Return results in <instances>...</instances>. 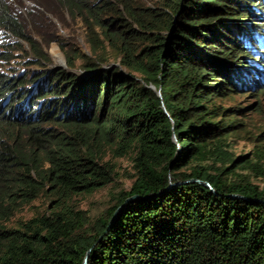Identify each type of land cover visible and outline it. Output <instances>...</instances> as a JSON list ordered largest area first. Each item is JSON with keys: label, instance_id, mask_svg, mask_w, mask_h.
<instances>
[{"label": "trees", "instance_id": "16d2710c", "mask_svg": "<svg viewBox=\"0 0 264 264\" xmlns=\"http://www.w3.org/2000/svg\"><path fill=\"white\" fill-rule=\"evenodd\" d=\"M55 1L80 19L88 52L34 37L0 0V27L31 61L52 40L66 60L28 76L0 69V264H82L87 250V264H264L263 156L229 148L244 107L227 102L264 83V0ZM105 147L130 155L134 177L90 220L70 200L113 180ZM189 178L214 191L169 186ZM40 193L49 208L6 226Z\"/></svg>", "mask_w": 264, "mask_h": 264}, {"label": "rangeland", "instance_id": "374dc122", "mask_svg": "<svg viewBox=\"0 0 264 264\" xmlns=\"http://www.w3.org/2000/svg\"><path fill=\"white\" fill-rule=\"evenodd\" d=\"M151 4L153 0H140ZM10 7L21 15L28 25L30 33L37 37L52 32L64 36L67 47H78L84 52H88L84 26L80 19L70 15L60 7L55 0H9ZM31 48L27 41L11 35L4 28L0 27V69L12 73H22L28 76V72L38 69L40 66L66 67L65 55L58 40H52L46 44L48 59L42 62L31 61L33 57ZM7 55V56H6ZM104 61L103 66L113 64L116 60L112 54ZM81 60H76V67L72 71L79 75L84 73L80 67ZM154 86V84H150ZM261 87L248 88L235 93L232 99L227 102L244 107L237 110L236 117L240 124L238 130L228 137L229 148L235 154L245 153L246 157L262 155L264 162V83ZM151 86V87H152ZM102 160L113 163L115 173L113 180L108 184L90 192L74 194L70 202L85 211L90 220L101 214L111 203V195L120 188H128L132 179L134 168L130 155H114L109 147H105L101 153ZM252 180L262 183L259 176ZM52 197L46 193H40L36 197L20 202L17 209L8 220H4L6 226L16 227L26 218L45 211L52 204Z\"/></svg>", "mask_w": 264, "mask_h": 264}, {"label": "water", "instance_id": "95a60500", "mask_svg": "<svg viewBox=\"0 0 264 264\" xmlns=\"http://www.w3.org/2000/svg\"><path fill=\"white\" fill-rule=\"evenodd\" d=\"M150 86H152V85H150ZM152 87H154V86H152ZM154 89H155L156 92L159 94V87H155ZM193 179H194V180H197V181H200V182H202V183L208 185V186L210 187V189H211L212 191H214L213 187H212L207 181H205V180H200V179H198V178H189V179L179 180V181H170L169 186H170V185H175V184H177V183H179V182H181V181H188V180H193ZM159 193H160L159 191H158V192H155V193H147L146 196L156 195V194H159ZM230 195H232V196H242V195H240V194H238V193H231ZM137 197H139L138 194H135V193H134V194H131V195L125 197V199H124L119 205H117V206L115 207V209L113 210L111 216H110L109 219H108V224H107V228H106V230L111 226L113 219L115 218V216L117 215V213L119 212V210L125 205V203H126L127 201H131V200H133V199H135V198H137ZM88 252H89V250L86 251V253H85L84 257H83V260H82V264H87Z\"/></svg>", "mask_w": 264, "mask_h": 264}]
</instances>
